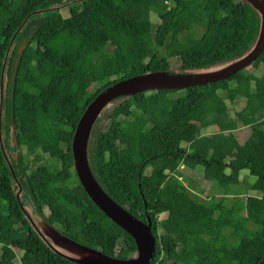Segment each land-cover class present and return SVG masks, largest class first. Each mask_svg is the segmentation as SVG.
<instances>
[{
    "label": "trees",
    "instance_id": "1",
    "mask_svg": "<svg viewBox=\"0 0 264 264\" xmlns=\"http://www.w3.org/2000/svg\"><path fill=\"white\" fill-rule=\"evenodd\" d=\"M71 1L0 0V80L23 20ZM67 10L66 18L61 10L31 16L7 60L1 137L8 148L13 120L18 159L7 156L21 193L17 199L0 147V264H14L17 256L21 264H74L41 242L21 206L81 245L132 257V237L93 204L74 172L71 142L79 119L120 80L239 57L259 25L240 0H83ZM262 65L264 51L250 66ZM245 70L204 86L115 99L94 124L91 171L112 200L151 222L156 249L150 264H264V72ZM237 100L241 108L230 117ZM240 126L251 130L243 144L232 134ZM214 127L211 135L202 132ZM196 167L222 198L200 201L191 194L182 171ZM244 170L256 178L245 183L256 193L241 200L230 187Z\"/></svg>",
    "mask_w": 264,
    "mask_h": 264
},
{
    "label": "water",
    "instance_id": "2",
    "mask_svg": "<svg viewBox=\"0 0 264 264\" xmlns=\"http://www.w3.org/2000/svg\"><path fill=\"white\" fill-rule=\"evenodd\" d=\"M82 1L83 0H74L63 5L51 7L46 10L35 11L29 14L11 38L4 56L0 80L1 148V118L4 96L3 87L4 80L6 78L5 70L14 39L25 23L34 14L46 11L62 10L64 8L66 9L68 6ZM240 1L248 4V6L255 12L259 20V25L257 35L253 42L239 57L206 67L188 69L183 72L176 71L175 73H169L157 71L120 80L100 92L90 102L76 126L71 142V153L73 157V169L77 179L93 204L116 226L132 237L136 246V251L133 256L127 259L109 257L99 250L81 245L63 235L54 226L49 225L44 219L32 216V211L28 209V207H25V209L21 206V210L33 231L37 234L41 242L54 254L74 264H150L153 260L156 249V240L151 233V222L148 220L147 223H144L132 216L125 208L121 207L114 200H112L99 185L89 165L87 151L89 137L95 122L101 116L103 110L110 107V104L115 99L132 97L141 92H152L157 90H184L191 87L204 86L206 84L227 80L237 72L248 68L264 51V0ZM25 48V43L19 46L15 68L18 66ZM9 138L11 144H17L13 120H11L10 123ZM4 157L12 174L14 184L17 186L16 198L18 199L21 193V186L13 173L12 167L5 154ZM12 157L15 160L18 158L17 155Z\"/></svg>",
    "mask_w": 264,
    "mask_h": 264
},
{
    "label": "rangeland",
    "instance_id": "3",
    "mask_svg": "<svg viewBox=\"0 0 264 264\" xmlns=\"http://www.w3.org/2000/svg\"><path fill=\"white\" fill-rule=\"evenodd\" d=\"M61 14L66 18L69 14H68V10L67 8L65 9H62L61 11ZM159 22V20H154V26ZM199 32V30L197 31ZM200 33V32H199ZM164 53V52H163ZM171 66L175 69V68H178L177 67V60L175 58H172L171 59ZM176 66V67H174ZM177 69H175L176 71ZM179 70V69H178ZM246 73H256V75H261L263 74L264 72V65H262L259 69H254L252 66L248 67L246 70ZM97 89V86H91L89 88V91L93 92ZM181 94V92H178V93H175V94H171V97H177ZM240 101L237 100L233 105L230 106L229 108V114H230V117H234V114H235V111L240 109L241 108V105L242 103H239ZM112 103L110 104V107H111ZM217 128L214 127V128H211V129H208V130H204L202 132H204L206 135H211L215 132H217ZM234 135L237 137L238 141L240 144H243L247 138L249 137L250 133H251V130L249 127H242L240 126L236 131L233 132ZM190 147L192 146V144L190 145H186V144H182V147ZM47 159V158H46ZM183 172V177L181 178L182 182L186 185L189 184V181L187 178L190 179V182L191 185H189V190L191 192V194H197L198 198L200 201H205L207 200L208 197L210 196H213L214 198L216 199H220L222 198V190H218L216 187L213 186L212 182L210 181H207L203 178V168L201 167H196L195 169L189 171V170H186V171H182ZM247 177V178H246ZM256 180V178L252 177L251 175H249V173L244 170V171H241L240 172V175H239V183L235 186H231V188H235V193L238 194V196H240L241 200H244L245 199V195L246 196H249V195H254L256 192L254 191H251L248 189V186L249 185H245V183H248V181L250 182V184H253L254 181ZM164 216H161L160 219H164L163 218ZM118 251V248L117 250ZM14 264H21L20 262V257L17 256L15 259H14ZM166 264H180V263H177L175 261H166Z\"/></svg>",
    "mask_w": 264,
    "mask_h": 264
},
{
    "label": "flooded vegetation",
    "instance_id": "4",
    "mask_svg": "<svg viewBox=\"0 0 264 264\" xmlns=\"http://www.w3.org/2000/svg\"><path fill=\"white\" fill-rule=\"evenodd\" d=\"M62 11V10H61ZM23 43H25V42H22V44ZM200 68V67H199ZM217 83V82H216ZM2 140H4L3 138H2ZM6 140H8L7 142L9 143V145H8V148H6L5 149V147H4V145H3V142H2V148H3V150H2V148H1V150H2V153L3 154H5L6 155V157H7V159H8V156H7V153H8V155L10 156V158H13L12 156H14V155H17V153H18V150H13V147H16L17 146V144H11V142H10V138H6ZM1 147V146H0ZM4 151V152H3ZM18 156V155H17ZM5 158V157H4ZM14 159V158H13ZM18 159V158H17ZM26 207V206H25ZM26 209V208H25ZM28 209H30V208H28ZM31 210V209H30ZM32 216H35L34 214H33V212H32ZM133 216V215H132ZM136 218V217H135ZM139 220V219H138ZM120 259V258H119ZM127 259V258H126Z\"/></svg>",
    "mask_w": 264,
    "mask_h": 264
},
{
    "label": "clouds",
    "instance_id": "5",
    "mask_svg": "<svg viewBox=\"0 0 264 264\" xmlns=\"http://www.w3.org/2000/svg\"><path fill=\"white\" fill-rule=\"evenodd\" d=\"M246 69H247V68H246ZM236 130H237V129H236ZM236 130H235V131H236ZM233 132H234V131H233ZM233 132H232V134H234ZM234 136H235V135H234ZM235 137H236V136H235ZM236 138H237V137H236ZM237 140H238V139H237ZM238 142H239V141H238ZM114 258H115V257H114Z\"/></svg>",
    "mask_w": 264,
    "mask_h": 264
}]
</instances>
